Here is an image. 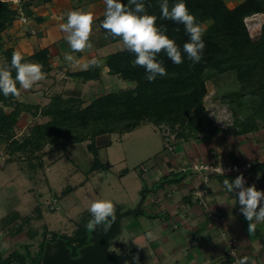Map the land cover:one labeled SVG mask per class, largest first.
I'll return each mask as SVG.
<instances>
[{
	"label": "crops",
	"instance_id": "0c3cea01",
	"mask_svg": "<svg viewBox=\"0 0 264 264\" xmlns=\"http://www.w3.org/2000/svg\"><path fill=\"white\" fill-rule=\"evenodd\" d=\"M37 5L39 9L36 8ZM36 6L33 17L28 16V24H25L30 27L25 29L29 33V30L35 29V37L39 41L35 53L47 49L49 66L53 65L54 69L58 67L61 73L65 72L69 76L70 73L85 71L89 66L95 67L99 71V79L86 83L77 79L80 86L99 84L102 94L98 92L100 95L97 93L96 97L115 92L111 89L117 88L116 85L123 80L108 74L103 58L126 47L122 41H109L100 31L97 20L104 16L105 0H49L40 5L37 3ZM71 10L93 14V31L90 35L92 47L78 52L70 48L65 39L66 33L59 27L61 23H66L67 14ZM33 53L23 51L26 56ZM69 53L73 55V61L65 59V55ZM92 60L96 63H90ZM86 64L88 67L85 68ZM44 80L47 78L27 89L24 104L35 105V95ZM130 83L132 85L129 89H132L134 83ZM55 97L63 98V95ZM206 110L214 133L198 134L194 138H176L172 151L157 152L152 163L147 166L148 171L140 172L142 184L139 182L128 186L136 194V198L129 201L122 199L121 210L118 208V212L128 210L126 213H130L118 222L119 231L108 246L109 254L125 257L126 260L120 264H237L238 258L243 256L249 258L250 264H264V222L257 223L255 229L249 230L250 222L239 211L241 205L224 184L226 179L231 182L242 172L210 176L205 201L219 215L221 225L216 227L205 213L204 207L192 196V189L201 184L199 175L191 171H178L192 161L221 167L227 164L249 165L254 174L260 176L254 185L258 190H264V125L260 124L253 130H243L240 128L241 124L236 122L224 124V116L220 111H210L207 107ZM161 128L162 126L159 130ZM108 135H100L94 139L97 151L110 144ZM3 155L0 151L1 164L6 161H2L5 157ZM93 165L94 161L89 167L88 175L110 171L109 164L99 162L96 169H93ZM122 175L119 174L120 179L126 178ZM246 186H249L247 180ZM4 233L7 231L0 228V255L3 259L20 250L23 241L19 243V239H24L22 233H18L16 237L13 234L5 237ZM232 240L235 241L234 258L228 254V244Z\"/></svg>",
	"mask_w": 264,
	"mask_h": 264
},
{
	"label": "trees",
	"instance_id": "16d2710c",
	"mask_svg": "<svg viewBox=\"0 0 264 264\" xmlns=\"http://www.w3.org/2000/svg\"><path fill=\"white\" fill-rule=\"evenodd\" d=\"M125 4L128 0H124ZM163 0H144L147 14L157 17V26H165L167 35L180 46L183 62L173 63L163 52L157 59L162 60L167 75L158 76L154 81L146 79L142 66H134L135 54L126 48L107 55L103 63L108 68V74L116 75L124 81L134 82L132 89L111 92L96 97L87 106L81 107L79 98L54 97L45 109L38 106L16 103L10 113L0 108V147L6 146V151L34 154L45 145H63L62 143H82L91 140L88 150L94 155L97 149L94 139L97 136L114 132H130L142 123L155 127L166 126L174 133L175 139L196 137L198 134L214 133V127L209 120V112L204 108L203 99L207 95L205 81L209 74L218 75L233 72L239 89L226 97L231 108L242 109L247 106L248 115L241 124L243 130L256 129L264 125V22L256 41L251 40L244 19L256 14L264 16V0H243L229 7L224 0H185L189 11L194 14L198 23H209L204 30L202 39L205 43L200 62L193 63L183 53V44L189 40L184 25L170 19L161 18V3ZM178 0H168L169 9ZM31 4L27 3L29 8ZM134 8V5H129ZM25 8V7H24ZM23 8V9H24ZM15 11L9 9L7 0H0V47L2 34L11 25ZM29 16V13L25 12ZM104 16L97 20L100 31L109 41H121L106 34L101 26ZM14 49L5 51L7 65H10ZM47 49L39 50L29 57V60L47 68ZM24 59L22 62H25ZM45 68V69H46ZM15 77V69H12ZM82 83L99 79L97 68L89 66L85 71L71 74ZM19 82L17 88L19 89ZM14 96L5 97L0 93V103L10 106ZM18 104V105H17ZM28 112L35 118L40 112L42 116L50 117L47 123L36 124L29 129L28 136L17 139L14 129L22 112ZM30 155V156H31ZM99 165L94 156L93 169ZM40 167V165H39ZM78 223L71 235L53 233L50 240L39 242L35 257L30 254L12 252L6 258L0 255V264H41L45 248L49 242H61L69 250L70 257L76 259L79 252L89 246L90 237L86 234L88 221ZM110 218L104 224L109 223Z\"/></svg>",
	"mask_w": 264,
	"mask_h": 264
},
{
	"label": "rangeland",
	"instance_id": "374dc122",
	"mask_svg": "<svg viewBox=\"0 0 264 264\" xmlns=\"http://www.w3.org/2000/svg\"><path fill=\"white\" fill-rule=\"evenodd\" d=\"M7 1L9 9L15 11L16 14L11 25L2 34L0 67L7 65L5 51L8 49L19 51L26 59L25 62L34 63L29 60L30 56L23 54V51L35 53L38 48L37 44H39L35 37V29L29 30L30 33L25 30L30 28L25 26L29 21L25 12L33 17L36 4L40 5L49 0ZM241 1L224 0L229 7ZM27 3L31 4L29 8H26ZM36 8L39 9L38 5ZM263 22L262 14L244 19L251 40L258 39ZM208 25L209 23L202 24L203 29L205 30ZM45 68L42 71L46 73L47 80H44L38 94L35 95L37 97L35 106L39 109H45L55 96L63 95V99L80 97L81 107H85L92 98L97 96L98 92L102 94L99 84L81 87L80 82L71 75L72 73H70L71 76L65 72L63 74L58 67L54 69V66H49V64ZM208 74L205 81L207 95L203 99L204 108L207 107L210 111H220L224 116V124L244 121L248 115L247 106L237 110L236 107L231 108L226 100L229 94L236 93L239 89L235 74L233 72L222 75L215 72ZM36 83H41V81ZM122 83L116 85L118 89L112 88L111 90L123 91L132 85L124 80ZM124 85L128 87L125 88ZM25 90L23 91L19 86V95L12 98L11 105L6 107L0 103V108L10 113L16 103H25V97L28 95V90ZM22 116L23 120L14 129L17 139L28 136L29 129L33 125L31 122L43 124L50 120V117L42 116L40 112L35 118L25 111L21 113L19 119ZM167 133L174 134L166 126H162L159 130V127L152 124L142 123L130 132L109 134L110 144L98 149L95 155L88 151L87 145L91 143V140L74 144L62 143L63 145L56 146L45 145L41 151L29 154V156L26 153L11 155L3 145L0 147V151L5 155V157L2 156V161L6 159L7 162L0 163V228L4 229V232L7 231L4 233L5 237H11L12 234L16 237L18 233H22L21 236L24 239H19V243L23 241L18 250L19 253L27 254L28 252L31 257H35L41 240H50L53 233L73 234L77 224L88 219L87 213H90L89 209L93 201L109 200L117 211L118 208L120 209L122 199L129 201L136 198V194L134 195L128 186H134V183L139 182L142 184L140 168L152 163L157 152L167 151L164 148L166 138L164 135ZM173 143L174 141L171 144ZM94 156L99 162L109 164L110 171L94 172L88 175L87 172L94 161ZM119 174H123L122 177L126 176V178L120 179ZM89 178L92 179L89 180ZM126 212L128 210L119 213ZM97 227L95 229L87 227L85 232L90 239L98 233ZM60 243L58 241L49 242L45 252L50 255L55 253Z\"/></svg>",
	"mask_w": 264,
	"mask_h": 264
},
{
	"label": "clouds",
	"instance_id": "9594fccd",
	"mask_svg": "<svg viewBox=\"0 0 264 264\" xmlns=\"http://www.w3.org/2000/svg\"><path fill=\"white\" fill-rule=\"evenodd\" d=\"M105 4L106 9L101 26L106 30L107 35L119 38L126 49L135 54L132 63L134 66H142L145 69L148 81L167 75L163 61L157 59L162 50L173 63L183 62L180 46L166 34L165 26H157L156 16L147 14L144 0H128L127 4L124 0H105ZM129 5H134V8ZM160 7L162 19H170L184 25L189 40L183 44V53L193 63L200 62L205 48L202 39L204 29L197 22L194 14L189 11L185 0H178L171 9H169L168 0H163ZM59 27L66 33L65 39L74 52L92 47L90 41L93 31L92 13L71 10L67 14L66 23H61ZM65 59L73 61L74 57L69 53L65 55ZM23 60V55L19 51H14L10 65L0 67V93L5 97L10 94L19 95L17 82L21 88L30 89L46 76V73L42 71V65L22 62ZM90 63L95 64L96 61L92 60ZM12 69H15V77L12 76ZM224 184L241 205L239 211L250 222L249 230L255 229L257 223L264 222V190H258L255 185L246 186V180L242 174L231 182L226 179ZM89 211L92 218L88 221L87 227L95 229L99 225H104L109 218H114L116 210L109 200H95L91 203ZM237 264H250L249 258L240 257Z\"/></svg>",
	"mask_w": 264,
	"mask_h": 264
},
{
	"label": "water",
	"instance_id": "95a60500",
	"mask_svg": "<svg viewBox=\"0 0 264 264\" xmlns=\"http://www.w3.org/2000/svg\"><path fill=\"white\" fill-rule=\"evenodd\" d=\"M126 215L128 213L121 214L117 210L109 223L99 225L98 233L90 239V245L79 252L78 258L72 259L69 250L60 243L55 253L45 252L41 264H120L125 257L109 254L108 246L119 231L118 222Z\"/></svg>",
	"mask_w": 264,
	"mask_h": 264
},
{
	"label": "built area",
	"instance_id": "2783aa9c",
	"mask_svg": "<svg viewBox=\"0 0 264 264\" xmlns=\"http://www.w3.org/2000/svg\"><path fill=\"white\" fill-rule=\"evenodd\" d=\"M164 136H166L164 148L167 149V151H172L173 145L171 143L175 140V135L167 133ZM148 169H149L148 167H144V166L140 168V170L143 173L148 171ZM178 171L179 172L191 171L199 175L201 184L200 186H196L194 189H192L193 190L192 196L199 204H201L204 207L205 213L216 227H220L221 225L219 215L218 213H216V211L212 210L205 201L210 176L242 172L249 186L254 185L260 179V176L254 174V172L251 169V166L249 165L237 166V165L227 164L224 167H221L219 165H209L201 161H192L187 166L179 168ZM234 242L235 241L232 240L228 244V249H229L228 254L233 258L235 257V252H236Z\"/></svg>",
	"mask_w": 264,
	"mask_h": 264
}]
</instances>
